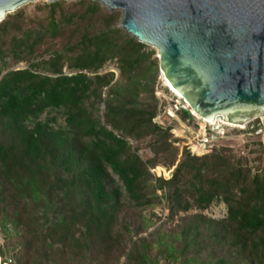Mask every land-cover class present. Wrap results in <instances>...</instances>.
<instances>
[{
  "label": "trees",
  "instance_id": "16d2710c",
  "mask_svg": "<svg viewBox=\"0 0 264 264\" xmlns=\"http://www.w3.org/2000/svg\"><path fill=\"white\" fill-rule=\"evenodd\" d=\"M55 7L60 6H51L46 25L53 34L59 29ZM98 10L91 2L81 17ZM105 15L103 29L86 31L49 58L4 73L6 59H24L22 54L32 52L41 35L8 20L0 22L1 229L22 227L28 237L27 258L39 234L47 249L57 251L55 257L58 245L71 244L66 249L82 256L115 255L113 264L120 258L122 264H158L161 259L211 264L199 256L209 246L207 259L216 258L212 264H264V155L262 167L252 171L246 160L185 151L170 178L154 179L130 141L152 138L153 146L167 142L170 128L153 122L158 59L155 50L112 27L120 12ZM65 52H70L69 71L63 70ZM114 59L116 79L113 72L103 71ZM100 104L102 114L97 113ZM50 111L62 114L63 126L55 115L43 117ZM180 113L191 117L188 110ZM167 149L163 144L154 154ZM175 161L176 153L167 163ZM156 189L165 191L172 216L220 200L226 217L194 214L173 230L158 227L139 236L151 222L145 219L137 226L132 211L151 206L153 196L159 198L151 194ZM35 213V220L48 219L40 231H31L29 217Z\"/></svg>",
  "mask_w": 264,
  "mask_h": 264
},
{
  "label": "water",
  "instance_id": "95a60500",
  "mask_svg": "<svg viewBox=\"0 0 264 264\" xmlns=\"http://www.w3.org/2000/svg\"><path fill=\"white\" fill-rule=\"evenodd\" d=\"M26 1L0 0V22ZM60 1L120 12L115 27L155 50L166 87L202 123L264 117V0Z\"/></svg>",
  "mask_w": 264,
  "mask_h": 264
},
{
  "label": "rangeland",
  "instance_id": "374dc122",
  "mask_svg": "<svg viewBox=\"0 0 264 264\" xmlns=\"http://www.w3.org/2000/svg\"><path fill=\"white\" fill-rule=\"evenodd\" d=\"M57 3V4H56ZM90 3L73 4L65 1L56 0L49 2L47 0H37L24 4L16 11L7 14V16L1 21H10L13 24H17L23 29L39 30L41 35V41L37 46L34 47L30 53H23L24 59L14 63L10 59H6L8 68L2 73L8 70L24 69L29 63H37L43 59L49 58L56 50H61L70 43L73 44L79 40L81 35L88 32H95L103 29L102 17L105 14H114L112 9L107 8L104 5L94 3L99 7V10L93 15L88 17H81L85 6ZM51 6L55 7V17L59 20L58 32L53 34L51 31H46V25L48 22V15L51 11ZM61 9V10H60ZM64 14V19L60 18V14ZM118 20L114 21L112 27H115ZM13 32L7 34V42L10 41ZM62 51V50H61ZM70 56V52H65V65L64 71H69L67 68V59ZM155 56V55H154ZM108 62V61H107ZM106 62V64H107ZM115 67L116 71L113 72L115 79L118 76V68L116 59L110 61ZM106 64L103 68H106ZM0 73V77L2 76ZM154 95L157 99V114L153 118V122L163 128L169 127V136L167 142H161L153 146L154 141L152 138L144 139L140 142L130 141L131 145L138 147L137 154L147 164L148 170L153 178L168 179L182 157V153L187 151L191 155L203 156L211 155L212 153H222L224 156L239 159L242 162L247 161L248 165L252 167V171L261 168V161L263 160L264 150V117L256 120L244 127L224 130L210 127L190 112L191 117H183L180 110H187L181 102L168 90L165 83L163 82L160 72L158 70L157 79L154 84ZM104 106L100 104L98 106V114H102ZM55 115L57 118V125H64L63 116L59 111H50L43 114ZM206 139L209 142L203 145L202 139ZM164 144L165 148L168 145L166 152L159 155L154 154V150H158L160 146ZM166 144V145H165ZM170 144V146H169ZM176 153V161L174 165H168V161L173 158ZM150 162L154 164L151 165ZM154 183V181H153ZM158 195L159 198L153 196V204L145 209H141L140 213L132 211L135 214L137 226L145 223V219H150V227L146 231L139 234L146 235L153 231L155 228H162L163 230H173L185 221H189L190 217L194 214H204L210 219H222L226 217V206L220 200L213 201L209 206L204 209H199L195 206L191 207L187 212H179L175 215H171L169 211V202L165 197V191L156 189L151 194ZM128 209L125 213H129ZM38 216L36 213L29 217L31 221V231H40V224H45L48 219L35 220L34 217ZM51 219V216L49 217ZM149 223V222H148ZM28 237L24 235L22 227L12 229L8 224L7 229L3 231L0 227V259L6 260L11 259L10 264H24L27 262L31 264L34 260L38 259L41 264H113L115 255L107 257L108 254L97 255H85L82 256V252L73 249H66L68 246L64 244L58 245L59 247L55 250H60L56 257L55 253L47 249L46 244L41 241L42 235H35L34 238V249L30 251L29 257L27 258V248L25 249L24 243L27 242ZM41 252H37L38 249ZM193 253L195 252L192 250ZM210 253L209 246L204 251L199 253L202 260H208L211 264L215 262V257H209L207 254ZM206 258V259H205ZM27 259H30L28 261ZM124 258H120L118 264H122ZM39 264V263H37ZM158 264H172L161 259ZM179 264V263H177Z\"/></svg>",
  "mask_w": 264,
  "mask_h": 264
},
{
  "label": "built area",
  "instance_id": "2783aa9c",
  "mask_svg": "<svg viewBox=\"0 0 264 264\" xmlns=\"http://www.w3.org/2000/svg\"><path fill=\"white\" fill-rule=\"evenodd\" d=\"M104 70L105 71H111V72H115L116 71L115 67L110 63V61L107 62L106 68ZM202 142H203V145H204V144H207L209 141L203 138ZM10 262H11V259H6V260H3V261L0 259V264H10Z\"/></svg>",
  "mask_w": 264,
  "mask_h": 264
},
{
  "label": "bare ground",
  "instance_id": "6f19581e",
  "mask_svg": "<svg viewBox=\"0 0 264 264\" xmlns=\"http://www.w3.org/2000/svg\"><path fill=\"white\" fill-rule=\"evenodd\" d=\"M32 1H37V0H28V1L24 2L23 4H21V6H23L24 4H26L28 2H32ZM47 1H49V0H47ZM54 1H56V0H53L52 2H54Z\"/></svg>",
  "mask_w": 264,
  "mask_h": 264
}]
</instances>
